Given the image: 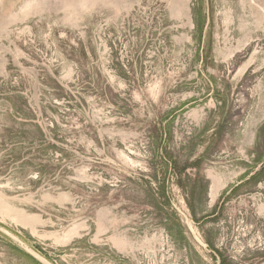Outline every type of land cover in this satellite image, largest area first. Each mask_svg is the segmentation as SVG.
Segmentation results:
<instances>
[{
  "label": "rangeland",
  "instance_id": "1",
  "mask_svg": "<svg viewBox=\"0 0 264 264\" xmlns=\"http://www.w3.org/2000/svg\"><path fill=\"white\" fill-rule=\"evenodd\" d=\"M0 264H264V0H0Z\"/></svg>",
  "mask_w": 264,
  "mask_h": 264
},
{
  "label": "crops",
  "instance_id": "2",
  "mask_svg": "<svg viewBox=\"0 0 264 264\" xmlns=\"http://www.w3.org/2000/svg\"><path fill=\"white\" fill-rule=\"evenodd\" d=\"M219 186L217 185L215 188L212 189L211 194L213 195V200L217 197V191ZM189 258V257H187Z\"/></svg>",
  "mask_w": 264,
  "mask_h": 264
},
{
  "label": "water",
  "instance_id": "3",
  "mask_svg": "<svg viewBox=\"0 0 264 264\" xmlns=\"http://www.w3.org/2000/svg\"><path fill=\"white\" fill-rule=\"evenodd\" d=\"M208 249L210 250V248L208 247Z\"/></svg>",
  "mask_w": 264,
  "mask_h": 264
}]
</instances>
